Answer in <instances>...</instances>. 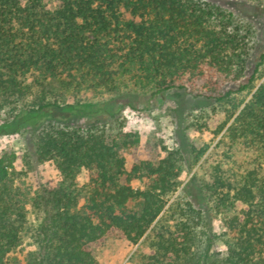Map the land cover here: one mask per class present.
Here are the masks:
<instances>
[{"label":"trees","instance_id":"trees-1","mask_svg":"<svg viewBox=\"0 0 264 264\" xmlns=\"http://www.w3.org/2000/svg\"><path fill=\"white\" fill-rule=\"evenodd\" d=\"M253 41L251 25L204 0H0V116H22L36 160L59 173L32 192L18 156L0 157V264H99L95 245L137 244L168 206L174 224L143 264H207L217 246L222 264H264V53L247 83L219 93L242 79ZM134 89L195 93L203 104L187 125L199 142L183 127L177 149L153 155L124 121L108 141L110 118L132 107L116 99ZM46 110L85 123L43 125ZM215 141L200 187L188 182L189 201L169 204L187 156L196 164Z\"/></svg>","mask_w":264,"mask_h":264},{"label":"rangeland","instance_id":"rangeland-1","mask_svg":"<svg viewBox=\"0 0 264 264\" xmlns=\"http://www.w3.org/2000/svg\"><path fill=\"white\" fill-rule=\"evenodd\" d=\"M227 12L234 14L237 19L248 23L254 30L253 49L250 53L246 71L242 79L237 83H228L219 89V93H224L229 89L237 90L239 87L251 78L257 64L264 53V0H204ZM264 80V76L258 84ZM128 89V88H127ZM126 89V90H127ZM132 88L128 89L131 90ZM124 90V94L119 96L116 101L118 105L130 103L132 107L124 105L116 117H111L106 127L108 141L113 140L119 128V123L123 122L126 129L138 135L139 150L149 151L153 155L162 152V147L167 151H173L178 148L180 142V130L185 129V134L190 143L194 140V127L189 128V124L195 121L196 115L193 109L203 104V100L195 98L193 92L182 90H170L164 94L152 96L149 90L141 91L134 89L132 91ZM251 92H245L238 96L239 100L244 99L247 102L251 97ZM88 97L86 100H97ZM110 96H106L101 102L107 101ZM193 111V112H192ZM188 115L187 122H180L181 115ZM222 117V116H221ZM224 117V115H223ZM23 117H5L0 116V157L3 155L15 154L18 156L17 168L27 170L25 184L32 192L48 182H57L59 173L52 162L39 163L34 155V136L33 129L29 125H24ZM39 119H44L41 123L47 124L50 121H59L65 123L71 120L74 123L84 125L85 118H78L69 115L66 112H56L55 110H46L39 115ZM188 124V125H187ZM184 127V128H183ZM196 135V134H195ZM161 141V143H160ZM208 136L203 137V142L209 144ZM217 141V140H216ZM211 143L208 152L196 164H193L191 155L187 156V163L183 166L184 180L176 195L170 200L171 204L175 199L177 203L185 204L188 200L187 193L182 189L188 182L194 183L195 187H200L201 181L205 178L206 164L204 159L211 148L215 145ZM24 157V159H23ZM25 160L30 162V166L25 164ZM128 168L131 166V158L128 155ZM81 181H84V173L81 175ZM134 188H144V182L134 180ZM169 207V206H168ZM165 211L155 222L153 227L137 243L133 244L119 237H110L103 245H95L92 252L99 264H143V255L151 242L161 232V229L172 227L174 221L170 218L171 209ZM206 210L213 213L212 219L215 222V230L221 224V214L210 210V204ZM212 213H209L211 215ZM232 214V212H231ZM225 256L224 248L217 246L207 259V264H222Z\"/></svg>","mask_w":264,"mask_h":264}]
</instances>
